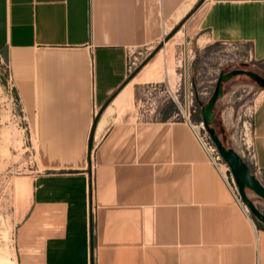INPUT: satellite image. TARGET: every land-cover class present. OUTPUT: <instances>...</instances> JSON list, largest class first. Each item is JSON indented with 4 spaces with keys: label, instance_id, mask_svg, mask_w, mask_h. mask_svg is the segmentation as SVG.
<instances>
[{
    "label": "crops",
    "instance_id": "crops-1",
    "mask_svg": "<svg viewBox=\"0 0 264 264\" xmlns=\"http://www.w3.org/2000/svg\"><path fill=\"white\" fill-rule=\"evenodd\" d=\"M174 29L264 59V0H0V55L36 165L17 264H264V225L191 123L165 103L154 121L137 113L148 69L127 64ZM250 122L258 178L264 93Z\"/></svg>",
    "mask_w": 264,
    "mask_h": 264
},
{
    "label": "rangeland",
    "instance_id": "rangeland-1",
    "mask_svg": "<svg viewBox=\"0 0 264 264\" xmlns=\"http://www.w3.org/2000/svg\"><path fill=\"white\" fill-rule=\"evenodd\" d=\"M176 34L173 33L169 40L167 39L168 46L163 45L161 38L158 50L162 47L164 51H161L162 48L159 50L160 59L147 65L158 53L157 50V53L155 52L156 54L154 53L155 55L153 54L154 56L152 55L153 57L151 56L150 60L148 59V62L146 61L147 63L133 75L148 69V74L139 79L141 82L168 81L172 84L178 81L181 88L186 79L189 92L186 104L188 119L192 125H198L201 122L199 103L206 102L220 70L241 68L253 71L264 78V59L251 60L246 46L237 43H210L203 47H196L185 36L182 29ZM151 51L152 49L149 53ZM134 55L135 53L132 54ZM10 88L5 61L0 55V264H17L15 262V229L26 207L27 182L36 170L25 119L19 111L17 102L11 96ZM263 93L264 90L259 88L249 76L236 74L223 83L222 95L213 109L212 126L217 136L225 147L232 148L242 158L252 174L253 170L248 162L250 118L259 95ZM165 104H170L176 110V115L170 121H186L183 114L185 102L182 95L178 104L172 102ZM195 130L200 137L213 145L204 128L196 127ZM203 155L205 156L204 153ZM212 155L217 157L216 162L222 167L225 162L219 153L214 150ZM205 159L211 165L206 156ZM212 169L215 171L213 167ZM222 169L230 182L232 176L229 168L225 169L223 166ZM257 176L264 186V174ZM245 193L256 207L264 212V201L249 190H245ZM248 214L252 217L249 211ZM252 219L257 222L253 217Z\"/></svg>",
    "mask_w": 264,
    "mask_h": 264
},
{
    "label": "water",
    "instance_id": "water-1",
    "mask_svg": "<svg viewBox=\"0 0 264 264\" xmlns=\"http://www.w3.org/2000/svg\"><path fill=\"white\" fill-rule=\"evenodd\" d=\"M174 31L175 29L166 36H164L162 41H166ZM159 47L160 44L155 46V48L148 54V56H146L142 60V62L133 70V74L143 64L146 63V61L158 50ZM236 74H244L249 76L259 88L264 90V78L253 71L241 68L231 69L228 71L220 70L217 74L212 92L208 96L206 102L203 104L199 103L200 117L203 128L208 133L213 145L217 149V152L229 168L230 174L233 177L236 185L238 196L240 197L241 201L245 204L252 217L257 222H260L264 225V212L260 211L253 203V201L246 196L245 193V190H249L264 201V186L250 172L248 166L242 160V158L232 148L225 147L222 144L221 140L217 136L212 126L214 116V105L218 98H220L222 95L223 83L227 81L231 76H234Z\"/></svg>",
    "mask_w": 264,
    "mask_h": 264
},
{
    "label": "built area",
    "instance_id": "built-area-1",
    "mask_svg": "<svg viewBox=\"0 0 264 264\" xmlns=\"http://www.w3.org/2000/svg\"><path fill=\"white\" fill-rule=\"evenodd\" d=\"M149 50H143V51H137L135 52V55L132 56L131 60L127 64V69H131L133 71L137 64L141 63L142 60L148 55ZM6 69L7 66L5 65ZM9 86L10 82L8 81ZM182 91V92H181ZM181 95L184 98L185 102V113L184 117L186 122H189V113H188V107L186 104V100L189 97V92H188V86L186 79L184 80V83L182 85V88L180 87V83L178 81L173 82L170 84L168 81L166 82H154V83H145L142 84V87L139 91V95L136 101V109L138 115L141 117L143 121H154L158 118V109L160 106L164 103L167 102H172L174 104H178L179 99H181ZM176 114H173L175 116ZM191 126L195 129L196 127H201L203 129L202 122H199L198 125H192ZM197 132V131H196ZM198 134V133H197ZM199 136V135H198ZM200 141V145L203 148L204 151H206L207 156L209 157V161L211 162L212 167L214 166H219V164L216 162L217 157H213L212 152L215 149L214 145L211 143L206 142L202 137H198ZM248 162L250 166L252 167L253 174H255L256 171V166L254 163V153L251 148V144L249 145V152H248ZM225 166V169H227V166L225 163L223 164ZM226 179V185L228 188L231 190L233 193L240 209L244 213H248V209L245 206V204L241 201L240 197L237 194V190L235 187V184L233 182L232 177L230 178V182Z\"/></svg>",
    "mask_w": 264,
    "mask_h": 264
},
{
    "label": "bare ground",
    "instance_id": "bare-ground-1",
    "mask_svg": "<svg viewBox=\"0 0 264 264\" xmlns=\"http://www.w3.org/2000/svg\"><path fill=\"white\" fill-rule=\"evenodd\" d=\"M175 33H176V32H175ZM168 40H169V39H168ZM168 40L163 42V45H164V46L167 45V44L169 43ZM164 43H165V44H164ZM167 46H168V45H167ZM161 48H162V47H161ZM161 48H160V49H161ZM160 49H159V50H160ZM159 50H158V51H159ZM158 51H157V52H158ZM161 51L163 52V51H164V48H162ZM157 52H156V53H157ZM156 53H155V54H156ZM155 54H154V55H155ZM154 55H153V56H154ZM153 56H152V57H153ZM149 60H150V59H149ZM147 62H148V61H147ZM147 62H146V63H147ZM179 62H180V61H179ZM146 63H145V64H146ZM145 64H143V66H144ZM187 106H188V105H187ZM184 113H185V112H184ZM193 133H194L195 137L199 140V138H198L199 136H198V134H197V132H196V130H195L194 128H193ZM215 149H216V148H215ZM216 151H217V149H216ZM225 165H226V163H225ZM216 167L219 169L220 166H216ZM222 167H223V166H222ZM222 167H221L220 169L223 171ZM227 167H228V166H227ZM221 170H220V171H221ZM225 178H226V176L224 175V179H225ZM232 179H233V177H232ZM225 180H226V179H225ZM233 182H234V179H233ZM234 184H235V182H234ZM235 187H236V185H235ZM3 263H4V262H3Z\"/></svg>",
    "mask_w": 264,
    "mask_h": 264
},
{
    "label": "trees",
    "instance_id": "trees-1",
    "mask_svg": "<svg viewBox=\"0 0 264 264\" xmlns=\"http://www.w3.org/2000/svg\"><path fill=\"white\" fill-rule=\"evenodd\" d=\"M257 225H259V223H256Z\"/></svg>",
    "mask_w": 264,
    "mask_h": 264
}]
</instances>
